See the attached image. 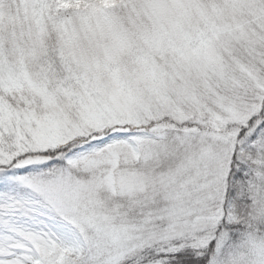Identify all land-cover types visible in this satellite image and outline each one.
I'll use <instances>...</instances> for the list:
<instances>
[{
    "label": "snow or ice",
    "instance_id": "6c2138e0",
    "mask_svg": "<svg viewBox=\"0 0 264 264\" xmlns=\"http://www.w3.org/2000/svg\"><path fill=\"white\" fill-rule=\"evenodd\" d=\"M0 264H264V0H0Z\"/></svg>",
    "mask_w": 264,
    "mask_h": 264
}]
</instances>
